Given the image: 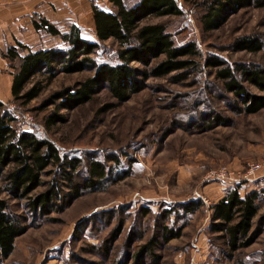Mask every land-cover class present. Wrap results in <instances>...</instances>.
<instances>
[{
  "label": "rangeland",
  "instance_id": "rangeland-1",
  "mask_svg": "<svg viewBox=\"0 0 264 264\" xmlns=\"http://www.w3.org/2000/svg\"><path fill=\"white\" fill-rule=\"evenodd\" d=\"M177 1L185 10L183 16L153 17L144 23H166L179 44L195 41L203 55L198 60L216 54L230 64L264 66V49L252 53L232 46L245 35L264 41V7L242 9L220 28L204 31L199 6ZM84 34L93 37L90 27L84 28ZM103 46L97 58L116 62V43L106 41ZM92 74L90 70L61 72L50 82L36 76L33 82L44 79L45 85L39 97L27 105L13 100L7 104L17 118L15 125L55 142L63 154L79 156L84 163L90 156L102 161L118 156L123 163H132V173L107 191L86 194L63 212L46 217L33 214L26 200H11L12 211L25 218L28 229L17 238L14 253L0 264H264V202L255 224V241L234 259L220 250V241L211 240L208 231L209 206L219 198L220 184H225L208 174L223 166L239 172L250 162H264V109L236 114L226 99L232 95L224 91L214 69L202 63L183 81H175L174 73L152 77L144 90L124 102L102 88L91 101L61 109L65 122L47 125L57 102L41 108L44 102ZM247 86L254 93H264ZM211 111L227 117L228 123L207 128L204 122ZM51 178L44 176L46 181ZM2 185L0 198H7ZM197 198L204 202L198 212L178 211L181 202ZM145 209H150L147 215ZM164 225L175 231L182 228V234L165 242ZM151 239L155 248L142 252Z\"/></svg>",
  "mask_w": 264,
  "mask_h": 264
},
{
  "label": "trees",
  "instance_id": "trees-1",
  "mask_svg": "<svg viewBox=\"0 0 264 264\" xmlns=\"http://www.w3.org/2000/svg\"><path fill=\"white\" fill-rule=\"evenodd\" d=\"M112 9L93 6L94 33L96 39L83 36L77 25L62 32L55 25L41 18L38 29L61 37L63 46L30 51L22 55L24 45L9 46L3 55L14 69L13 101L27 105L39 97L45 88L43 75L50 82L57 74L76 73L85 70L93 74L76 85L62 89L44 102L45 107L56 103L57 109L47 119V125L65 122L59 111L72 110L89 101L102 88H107L118 101H127L133 94L147 87L152 77L173 74L175 81H183L202 66L213 68L220 81L227 101L239 115L256 114L264 109V93L252 92L247 84L264 92V66L251 63L230 64L223 57L210 54L203 59L195 41L179 44L166 23H144L153 17H181L185 10L177 0H139L127 4L125 0H110ZM199 6L200 21L204 31H212L224 25L231 15L249 7H264V0H184ZM112 41L118 46L116 62L97 58L103 43ZM235 51L260 52L264 41L256 35L236 39ZM161 57H164L160 59ZM156 59H160L154 63ZM140 64L141 66H135ZM33 84L29 87L30 83ZM11 102V101H10ZM9 102V103H10ZM8 103L0 100V182L7 198H0V261L8 259L16 249V240L27 231L25 218L14 213L12 201L26 200L29 210L36 216H49L63 212L82 196L107 191L112 185L131 175L132 163H123L118 156L102 161L90 156L86 163L79 156L63 154L55 142L40 137L36 132L20 129L17 118ZM207 128L228 123L227 117L211 111L207 115ZM135 162V161H133ZM52 175L51 180H44ZM243 183L232 187L220 199L210 204L209 233L220 241V250L234 259L235 254L250 246L256 237L255 224L264 202V188L240 192ZM41 186L47 188L37 191ZM204 207L201 198L181 202L180 210L192 215ZM144 211V210H143ZM150 209H145L148 214ZM173 213V211L168 212ZM182 234V228L173 230L164 225L162 238L170 241ZM153 239L143 247L152 252ZM139 257V254L136 256Z\"/></svg>",
  "mask_w": 264,
  "mask_h": 264
},
{
  "label": "crops",
  "instance_id": "crops-1",
  "mask_svg": "<svg viewBox=\"0 0 264 264\" xmlns=\"http://www.w3.org/2000/svg\"><path fill=\"white\" fill-rule=\"evenodd\" d=\"M127 4H136L139 0H125ZM132 1V2H131ZM104 9H112L110 0H25L13 2L12 0H0V100L4 103L13 99L12 86L14 81V69L10 62L4 57L3 52L9 46L25 48L22 55L30 51L48 49L63 46L61 37L48 33L44 28L38 29L36 22L44 18L55 25L62 32H67L71 25H77L83 36L84 28L90 27L95 38V25L93 19V6ZM89 38V37H87ZM225 182V181H224ZM219 198L223 197L232 187L225 182L220 184ZM264 188V179H255L245 182L240 187V192ZM217 199V200H218Z\"/></svg>",
  "mask_w": 264,
  "mask_h": 264
},
{
  "label": "built area",
  "instance_id": "built-area-1",
  "mask_svg": "<svg viewBox=\"0 0 264 264\" xmlns=\"http://www.w3.org/2000/svg\"><path fill=\"white\" fill-rule=\"evenodd\" d=\"M13 2H23L25 0H12ZM208 178L222 180L229 183H245L255 179L264 178V162H250L245 170L236 172L225 166L209 172ZM208 202V200H206Z\"/></svg>",
  "mask_w": 264,
  "mask_h": 264
}]
</instances>
